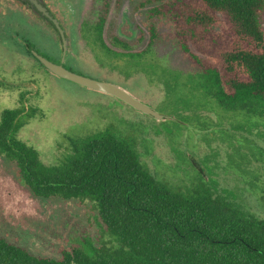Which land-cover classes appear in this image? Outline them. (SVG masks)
Listing matches in <instances>:
<instances>
[{
    "label": "trees",
    "instance_id": "trees-1",
    "mask_svg": "<svg viewBox=\"0 0 264 264\" xmlns=\"http://www.w3.org/2000/svg\"><path fill=\"white\" fill-rule=\"evenodd\" d=\"M159 1L156 12L173 23L174 41L195 73L160 63L155 26L143 50L134 51L117 36L107 44L109 1L101 0L95 20L85 21L79 34L98 51V60L126 78L142 75L150 86L163 87L176 112L177 120L170 122L180 127L183 148L177 152L197 172L198 186L187 191L162 181L143 162L134 140L112 130L71 140L66 159L48 166L18 136L38 113L23 99L1 114L0 155L35 196L91 203L114 243L50 259L0 238V264H264V218L198 172L186 147L192 129L205 136L218 130L223 142H237L231 167L248 178L250 197L264 208V182L236 166L253 159L264 164V0ZM64 66L80 70L72 54Z\"/></svg>",
    "mask_w": 264,
    "mask_h": 264
},
{
    "label": "rangeland",
    "instance_id": "rangeland-1",
    "mask_svg": "<svg viewBox=\"0 0 264 264\" xmlns=\"http://www.w3.org/2000/svg\"><path fill=\"white\" fill-rule=\"evenodd\" d=\"M105 1L110 2L104 34L107 44L112 45L113 37L117 36L130 41L134 51L143 50L151 35L149 29L155 26L159 34L156 51L160 63L183 74L196 72L174 41L173 23L156 12L163 2ZM65 2L56 7L60 9V17L65 12L68 30L75 36L73 63L80 68L76 71L118 84L157 112L174 116L176 112L172 104L165 100L161 85L150 86L142 75L126 78L119 69L114 70L105 60H98V51L81 39V26L88 19L95 20V12L102 8L101 0ZM7 8L0 7V120L4 110L20 107L23 99L36 108V117L21 129L18 136L39 151L46 165L61 164L71 152V140L112 130L134 140L143 162L162 181L187 191L198 186L197 172L182 161L177 152L178 148H183L182 143H178L180 127L170 120L156 121L112 96L54 76L19 46V35L24 36L27 29L9 18ZM13 8L18 9L16 6ZM38 31H32L33 38L38 35L43 43H56L51 33L42 28ZM38 50L49 59L56 60L47 51ZM190 131L191 138L188 137L190 142L186 147L195 156V169L204 171L220 192L227 190L235 194L237 201L251 213L264 218V208L250 197L248 178H243L231 167L230 153L237 154L232 148L233 145L238 146L237 142H231V146L223 142L217 137L221 135L218 130L210 131L206 136L201 129ZM189 155L187 158L192 161L193 156ZM235 161L240 163L237 159ZM236 166L246 169L250 179L264 182V164L253 159L250 164ZM0 238L25 248L35 256L50 259H58L64 251L86 250L90 244L100 248L114 243L91 203L35 196L19 179L14 164L1 155Z\"/></svg>",
    "mask_w": 264,
    "mask_h": 264
},
{
    "label": "flooded vegetation",
    "instance_id": "flooded-vegetation-1",
    "mask_svg": "<svg viewBox=\"0 0 264 264\" xmlns=\"http://www.w3.org/2000/svg\"><path fill=\"white\" fill-rule=\"evenodd\" d=\"M61 2L66 4L65 0H43L42 6L47 11V14H43V13L38 14L37 12L34 11L36 9L34 7V5L27 0H0V7H4V6L8 7L7 8V10H8L7 14H8V16H10L9 18L16 20L19 24H21L22 26H25L27 29L24 32L25 33L24 36L19 35L20 42L18 43L19 46H21L25 50L26 54H28L27 51L30 52L29 47H32L36 52H38L40 55L44 56L38 50V48H40V49L47 51L51 55H54L56 60H51L48 57L44 56L45 58H47V59H49L55 63H60V60L63 56V50L64 49L60 43V34L57 31L55 25L53 24V22L51 20V18H53L54 20L58 21L59 25L64 29V31L66 33V37L69 41V45L67 46V50H66L65 63H67L70 60V56L72 54L73 47H74L73 44L75 41V36L72 35L73 32L68 30V27L66 25V21L64 20V18H65L64 16L66 15L65 12L61 13L62 17H60V9L58 10L56 6H59V4ZM13 6H16L18 9H14ZM40 28H42V30H44L45 32L51 33L54 36V38L56 39V43L54 45L48 44V43H43V39H41L38 35H37V37L33 38L32 31L36 30L39 33L38 30H40ZM15 46H16V44H15ZM41 46H59V48L57 50H51L49 48H42ZM60 46H62L61 50H60ZM31 55L32 56H30V55L29 56L34 58L36 61H38L33 56L32 53H31ZM90 78H92V77H90ZM97 80H99V79H97ZM105 82H108V81H105ZM110 83H112V82H110ZM173 120H177V119L174 117ZM237 169H239V168H237ZM236 173H238L240 175L242 174V172H236Z\"/></svg>",
    "mask_w": 264,
    "mask_h": 264
},
{
    "label": "water",
    "instance_id": "water-1",
    "mask_svg": "<svg viewBox=\"0 0 264 264\" xmlns=\"http://www.w3.org/2000/svg\"><path fill=\"white\" fill-rule=\"evenodd\" d=\"M27 1H29L30 3L34 5V7L36 8L34 11L37 12L38 14L40 13L47 14V11L42 6L43 0H27ZM51 20L60 34V43L64 49L63 56L60 60V63H55L45 58L44 56L36 52L32 47H29V50L33 54V56L50 73H52L54 76L62 80L69 81L83 88H87L89 90L97 91V92L112 96L118 99L119 101L127 104L134 110L144 115L151 116L156 121H166V120L174 119V116L172 115H164V114L157 112L156 110L151 108L149 105L143 103L142 101L134 97L128 90H126L125 88L117 84L100 81L94 78H90V77L75 73L67 69L64 66V64H65L66 50H67V46L69 45V41L66 37V33L64 29L59 25L58 21L54 20L53 18H51Z\"/></svg>",
    "mask_w": 264,
    "mask_h": 264
}]
</instances>
